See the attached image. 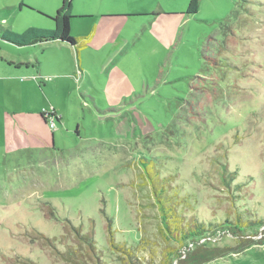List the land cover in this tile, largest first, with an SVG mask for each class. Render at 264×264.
Returning a JSON list of instances; mask_svg holds the SVG:
<instances>
[{"label": "rangeland", "instance_id": "1", "mask_svg": "<svg viewBox=\"0 0 264 264\" xmlns=\"http://www.w3.org/2000/svg\"><path fill=\"white\" fill-rule=\"evenodd\" d=\"M38 2L11 13L2 0L0 28L52 29ZM188 2L72 0L78 58L57 43L0 48V264H73V227L107 264H176L145 157L186 220L264 223V0H199L192 16ZM9 58L28 66L12 71ZM42 112L60 118L55 129ZM210 264H264V244Z\"/></svg>", "mask_w": 264, "mask_h": 264}, {"label": "trees", "instance_id": "2", "mask_svg": "<svg viewBox=\"0 0 264 264\" xmlns=\"http://www.w3.org/2000/svg\"><path fill=\"white\" fill-rule=\"evenodd\" d=\"M61 4L55 14L50 18L53 23L52 29L27 28L25 31L11 32L8 29L0 28V39L16 47L34 46L46 42H61L73 48L79 49L80 38H71L70 19L72 18L71 0H60ZM199 10V0H189L185 14L195 15ZM43 16V15H42ZM45 124H48L47 117H55V125L60 123V118L53 114H40ZM153 159L147 161L146 157L142 159V178L148 180L153 197L154 204L158 209L161 228L164 238L170 240L175 245L173 249H166L165 257L174 258L176 264H210L213 261L235 254L248 249L255 244H264V241L253 239L257 235H252L264 224L260 221H244L241 215L237 214L234 221L224 220L223 223L206 228L205 222L197 221L191 217L190 221L182 215L183 210L177 201L176 195L172 194L171 182L160 176V170L152 165ZM219 176L223 187L233 194L231 190L232 182L235 180V173L228 171L226 165L219 166ZM238 188V187H237ZM109 235L111 245L115 250L125 253L131 257V251L122 249V246L115 245L113 240V231L109 222ZM81 230L73 227L74 236L78 244L76 249H69L66 260L73 264H107L103 262L101 251H99L94 241L92 233L81 234ZM247 232L250 235H247ZM230 234L236 241V247H217L214 245V239L222 234ZM212 234V235H210ZM202 241V242H201ZM23 264H34L26 261ZM135 264V263H131Z\"/></svg>", "mask_w": 264, "mask_h": 264}, {"label": "crops", "instance_id": "3", "mask_svg": "<svg viewBox=\"0 0 264 264\" xmlns=\"http://www.w3.org/2000/svg\"><path fill=\"white\" fill-rule=\"evenodd\" d=\"M38 1H39L38 2V7H41V8H38V9H45L49 13L43 12V14L49 15L51 17L55 14V12L58 10V8L60 7V4H61V1L60 0H38ZM22 3H23V0H9V3H7L6 9L9 10L11 13L16 12V10L20 11L23 8L29 9L30 12L33 11V10L30 9V7H25ZM0 4L2 5V0H0ZM71 4H72V0H71ZM41 12H39L40 14L38 15L39 16L38 18H47L45 15L42 16L41 15ZM50 12L51 13L53 12V14L50 15ZM72 13H73V5H72ZM71 20H73V16L70 19V28H71V23H72ZM48 43H57V44H59L61 46L71 47V46H69L67 44H64V43H61V42H46V43H40V44H36V45H42V44H48ZM0 45L3 46V47H0V48L7 49L10 52H13L12 49H23V48L32 47V46L22 47V48L16 47V46H14L12 44H9V43H6V42L2 41L1 39H0ZM74 49H76V48H74ZM79 50L76 49L77 58H78V52H79ZM9 59H11V62L9 63V65L14 67L12 71H15V69L18 70L23 65L28 66V64H24L25 62H23L24 60L21 59V58H18L17 60H13L12 58H9ZM16 63H19V64L16 65ZM9 74L10 73H7V75H5V77H12V76H8ZM15 138H16V140H18V138L16 137V135H15Z\"/></svg>", "mask_w": 264, "mask_h": 264}, {"label": "built area", "instance_id": "4", "mask_svg": "<svg viewBox=\"0 0 264 264\" xmlns=\"http://www.w3.org/2000/svg\"><path fill=\"white\" fill-rule=\"evenodd\" d=\"M48 119H47V122H48V124H49V128L51 129V130H53V129H55V118L54 117H51V116H48L47 117Z\"/></svg>", "mask_w": 264, "mask_h": 264}]
</instances>
